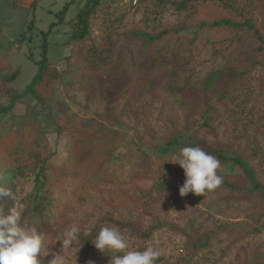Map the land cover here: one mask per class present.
<instances>
[{"label": "trees", "instance_id": "trees-1", "mask_svg": "<svg viewBox=\"0 0 264 264\" xmlns=\"http://www.w3.org/2000/svg\"><path fill=\"white\" fill-rule=\"evenodd\" d=\"M73 1L77 0H70L57 12L58 19L50 24L49 31L64 20ZM166 1L175 14H188V19L175 24L161 22L156 3L154 9L147 6L133 28H128L115 19L106 20L98 6L100 0H79L78 10L68 20V68L76 62L73 76L82 88L110 103L121 102L124 109L136 99L161 105L172 133L159 153L180 144L184 135L192 139L189 146H199L214 155L221 167L230 165L240 170L225 176L218 172L222 184L205 196L191 192L184 196L198 201L215 193L223 199L226 212H187L189 228L170 222L184 235V251L167 264H255L252 255L258 247L253 240L264 233V0ZM93 23L99 30L97 38L92 36ZM17 39L25 40V33ZM46 44L44 36L38 44L36 72L22 92L37 104L60 77V71L48 62ZM205 50H210V58L217 64L198 75L195 67ZM14 78L15 74L1 80L11 99L7 106L0 105L4 114L12 111L20 96L16 88L6 85ZM61 128L68 133V153L59 166L52 162L50 145L39 140L37 122L0 132L3 182L13 186L18 180H31L33 184L17 198L26 209L23 222L35 226L42 235V264H51L60 255L59 240L73 224L83 231L87 227L82 220L96 217L94 236L103 223L112 221V212L145 206V197L153 191V182L135 164L115 178L103 174L117 157L125 130L79 125ZM157 161L159 167L167 166L171 172L160 170L155 175L156 200L169 205L181 196L180 187L173 194L164 193L173 187L171 180L178 177L179 164L171 169L165 158ZM142 180L149 183H138ZM16 203L5 198L0 208L7 213ZM252 211L260 212L255 224L244 227L234 223ZM193 214H197L196 219L191 218ZM135 223L128 219L119 224L137 237L150 236L151 232H143ZM92 236L82 237L71 247L76 257L65 260V264H94L87 259L95 248Z\"/></svg>", "mask_w": 264, "mask_h": 264}, {"label": "rangeland", "instance_id": "rangeland-1", "mask_svg": "<svg viewBox=\"0 0 264 264\" xmlns=\"http://www.w3.org/2000/svg\"><path fill=\"white\" fill-rule=\"evenodd\" d=\"M69 1L0 0V105L7 106L11 100L10 96L5 93L4 85L1 84L3 77L15 74L14 80L7 82L6 85L16 88V94L20 95L12 111L10 110L6 114L0 112V132L8 127L19 130L20 126L25 123L37 122L38 131L36 134L41 142L50 145L54 151L52 162L59 166L66 160L68 153V133L61 128L62 126L74 127L79 125L81 128L94 127L96 130L104 128L125 130L127 133L121 149L117 157L105 167L103 174L108 179L110 177L115 178L122 172L132 169L133 164H135L139 167V172L147 174L149 181L153 182L151 183L153 184V191L145 197L144 201L147 202L145 206L115 210L110 215L112 221H107L103 225L120 228L129 237V250L142 251L147 246L158 248L161 251V256L156 264H167L184 251V235L176 230L170 222L174 221L182 227L189 228L185 214L194 209L196 213L209 212L215 215H223L226 212L222 204L223 199L215 193H209L198 201L179 196V198H174L169 205L161 201L157 202L155 175L159 174L160 170L166 171L165 174L171 172L167 166L159 167L157 160L165 158V163L167 162L171 169L177 167L178 163L172 161L179 158L180 150L189 146L192 139L183 135L180 144L172 145L171 149L164 154L159 153L160 147L166 146V141L172 133V124L167 121V113L161 105L158 106L153 101L136 99L133 103L129 102L124 109L121 102L110 103L98 94H90L86 88H82V84L73 76L77 70L76 62L73 61L68 68V60L66 59L71 54L68 20L78 10L79 0L69 3L64 14V20L55 23L49 31L50 24L58 19L57 12ZM82 1L80 0V3ZM163 1L166 3L162 4L163 2L160 3L158 0H100L98 6L104 12L106 20L110 18L113 21L115 19L128 28H133L147 6L154 9L156 3L158 5L157 18L161 22L175 24L188 19V14H175L167 1ZM150 16L152 17V14ZM91 30L92 36L97 38L99 30L95 23L92 24ZM47 31L48 34L45 35L44 33ZM22 32L25 33V40L20 41L17 38L21 36ZM44 36L47 41L48 62L56 66L60 71V77L53 81L44 100L37 104L32 96L22 95V92L36 72L35 61L40 57L38 44ZM66 47L69 49L68 54L65 55ZM216 64L217 62L210 58V50H205L198 57L195 71L198 75H203ZM123 109L124 113L122 112ZM11 115L13 117H10ZM138 136L142 137V140ZM124 161L126 162L125 165L122 164ZM178 167V177L172 178L173 187L165 189V192L163 190L165 195L167 192L172 194L177 192L178 187H181L185 182L186 178L182 173V167L180 165ZM218 172L225 176L229 173L238 174L240 170L226 165L221 167ZM2 176V170H0V182L4 183ZM138 183L149 182L142 180ZM4 185L11 189L17 197L25 194L33 187L31 180L23 182L18 180L13 186L6 183ZM259 213V211L248 212L241 215L234 223L244 227L252 223L255 224L260 218ZM84 214L83 211L79 216ZM191 218L196 219L197 214H193ZM128 219L136 222L137 228L141 226L143 232H151L150 236L137 237V235L129 233L126 225L119 224ZM82 222L86 227H89L95 225L97 220L95 217L88 220L83 219ZM253 242L258 247L253 251V262L264 264V233L256 236ZM60 255L64 257V260H70L76 257V250L73 248L63 249L60 251ZM87 259L94 264L99 262L109 264L111 256L107 253H101L95 247L87 254Z\"/></svg>", "mask_w": 264, "mask_h": 264}, {"label": "clouds", "instance_id": "clouds-1", "mask_svg": "<svg viewBox=\"0 0 264 264\" xmlns=\"http://www.w3.org/2000/svg\"><path fill=\"white\" fill-rule=\"evenodd\" d=\"M178 163L184 170L185 182L179 189L181 197L188 193L203 195L218 188L222 176L218 175L220 161L205 152L199 146H186L180 150ZM10 198L17 201L7 213L0 208V264H42L41 250L43 247L42 235L35 226L23 222L25 206L18 202L17 196L11 189L0 182V201ZM95 226H89L83 231L73 224L59 240L63 249L71 248L82 237L93 234ZM92 243L101 253L110 254L109 264H156L161 251L153 246L141 250H129V237L116 226L103 225L92 236ZM113 253H123L113 255ZM51 264H65L62 255H56Z\"/></svg>", "mask_w": 264, "mask_h": 264}, {"label": "water", "instance_id": "water-1", "mask_svg": "<svg viewBox=\"0 0 264 264\" xmlns=\"http://www.w3.org/2000/svg\"><path fill=\"white\" fill-rule=\"evenodd\" d=\"M68 49H69V47H66L65 55L68 54Z\"/></svg>", "mask_w": 264, "mask_h": 264}]
</instances>
